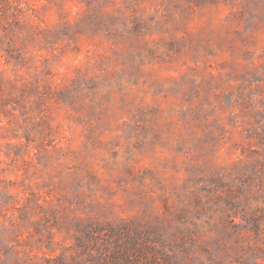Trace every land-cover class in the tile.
Returning a JSON list of instances; mask_svg holds the SVG:
<instances>
[{"label": "rangeland", "instance_id": "rangeland-1", "mask_svg": "<svg viewBox=\"0 0 264 264\" xmlns=\"http://www.w3.org/2000/svg\"><path fill=\"white\" fill-rule=\"evenodd\" d=\"M0 264H264V0H0Z\"/></svg>", "mask_w": 264, "mask_h": 264}]
</instances>
